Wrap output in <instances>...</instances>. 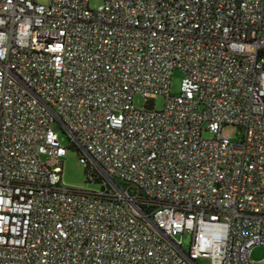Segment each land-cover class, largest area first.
<instances>
[{
	"label": "built area",
	"instance_id": "2783aa9c",
	"mask_svg": "<svg viewBox=\"0 0 264 264\" xmlns=\"http://www.w3.org/2000/svg\"><path fill=\"white\" fill-rule=\"evenodd\" d=\"M62 128L103 190L64 183ZM256 245L264 0H0V264H264Z\"/></svg>",
	"mask_w": 264,
	"mask_h": 264
},
{
	"label": "rangeland",
	"instance_id": "374dc122",
	"mask_svg": "<svg viewBox=\"0 0 264 264\" xmlns=\"http://www.w3.org/2000/svg\"><path fill=\"white\" fill-rule=\"evenodd\" d=\"M40 3H48L49 0H36ZM104 0H90V7L98 8L102 5ZM184 77V73L180 69H175L172 75V83H171V93L180 94L182 80ZM134 103L137 107H142L146 105V100L141 95H136L134 99ZM165 104L164 96H159L154 100V107L156 109H162ZM224 133L233 138H238L240 133V128L236 125H227L224 128ZM208 134V133H206ZM60 141L61 143L67 147V155L64 157V172H63V181L64 183L71 188L75 189H83L90 191H101L107 185L106 179L99 180H90L89 174L87 172V167L80 161L79 151L72 146V137L65 130L61 129L59 131ZM98 174V170L96 171ZM184 247L187 249L191 243V235L186 234L183 237ZM251 257L255 261H260L264 259V245H256L252 248ZM200 264H210V259H203L200 261Z\"/></svg>",
	"mask_w": 264,
	"mask_h": 264
},
{
	"label": "trees",
	"instance_id": "16d2710c",
	"mask_svg": "<svg viewBox=\"0 0 264 264\" xmlns=\"http://www.w3.org/2000/svg\"><path fill=\"white\" fill-rule=\"evenodd\" d=\"M87 172L89 174V179L90 180H99V179H104L103 176H101L100 174H98L95 170H91L89 168H87ZM108 186V185H105Z\"/></svg>",
	"mask_w": 264,
	"mask_h": 264
}]
</instances>
